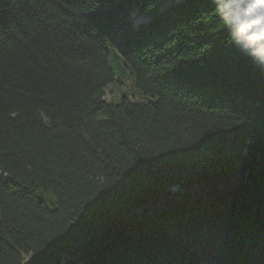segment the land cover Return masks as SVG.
I'll use <instances>...</instances> for the list:
<instances>
[{"label": "trees", "instance_id": "trees-1", "mask_svg": "<svg viewBox=\"0 0 264 264\" xmlns=\"http://www.w3.org/2000/svg\"><path fill=\"white\" fill-rule=\"evenodd\" d=\"M0 264H264V68L209 0H0Z\"/></svg>", "mask_w": 264, "mask_h": 264}, {"label": "clouds", "instance_id": "clouds-1", "mask_svg": "<svg viewBox=\"0 0 264 264\" xmlns=\"http://www.w3.org/2000/svg\"><path fill=\"white\" fill-rule=\"evenodd\" d=\"M209 4L212 17L226 33V44L264 68V0H209Z\"/></svg>", "mask_w": 264, "mask_h": 264}, {"label": "rangeland", "instance_id": "rangeland-1", "mask_svg": "<svg viewBox=\"0 0 264 264\" xmlns=\"http://www.w3.org/2000/svg\"><path fill=\"white\" fill-rule=\"evenodd\" d=\"M109 48L110 46H108V49ZM109 51L110 65L114 70L115 80L105 87L104 99L110 103H119L123 96H126L133 101L152 100L153 98L150 95L143 94L138 89H136V87L134 86V82L132 78L128 75V71L126 69L124 70V72H119L118 68L120 66V62H115L116 60L114 59L112 60L114 50L110 49Z\"/></svg>", "mask_w": 264, "mask_h": 264}, {"label": "water", "instance_id": "water-1", "mask_svg": "<svg viewBox=\"0 0 264 264\" xmlns=\"http://www.w3.org/2000/svg\"><path fill=\"white\" fill-rule=\"evenodd\" d=\"M176 187V186H175ZM175 187H173V188H175Z\"/></svg>", "mask_w": 264, "mask_h": 264}]
</instances>
